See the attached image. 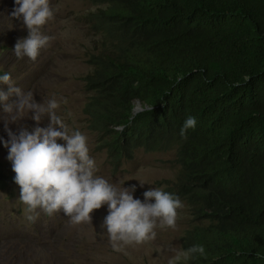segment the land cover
<instances>
[{"label":"trees","instance_id":"1","mask_svg":"<svg viewBox=\"0 0 264 264\" xmlns=\"http://www.w3.org/2000/svg\"><path fill=\"white\" fill-rule=\"evenodd\" d=\"M87 1L100 9L84 22L105 37L83 80L98 149L113 169L141 149L175 152L167 192L193 219L182 248L205 249L182 264H264V0ZM18 21L10 49L27 36ZM14 175L0 163V191Z\"/></svg>","mask_w":264,"mask_h":264},{"label":"rangeland","instance_id":"2","mask_svg":"<svg viewBox=\"0 0 264 264\" xmlns=\"http://www.w3.org/2000/svg\"><path fill=\"white\" fill-rule=\"evenodd\" d=\"M50 6L55 10V15L44 26L43 32L53 39L32 61L27 57L17 59L13 48L8 47L14 37L11 33L13 24H21L11 18L14 1L3 0L0 6V46L7 47L0 51L1 68L8 70L17 87L25 93L33 92L37 102L47 103L53 98L60 102L57 115L70 130H79L87 137L89 154L97 163L99 176L114 182L117 187L124 181L123 187L135 185L134 198L142 201L143 193L150 188L164 191L174 188L179 173L174 151L147 152L141 149L113 169L105 152L98 149L96 134L88 130L82 109L88 95L83 80L92 70L89 55L99 53V45L105 40L102 35L95 34L93 24L87 25L84 20L88 14L100 8L87 0H50ZM2 87L7 91L6 85ZM24 115L26 118L20 124L30 130L37 126L47 127L49 123L45 117L37 125L27 118V113ZM31 115L29 113V117ZM0 119H7V114L2 110ZM8 127L15 132L18 126L9 124ZM0 137L8 139L2 120ZM7 155L8 150L0 144V163L13 173ZM137 180L150 185L141 187ZM19 195L17 186L0 191V264H168L176 250L183 249L182 235L193 224L188 206L179 198L184 207L178 210L175 228H157L154 241L128 246L116 252L111 248L107 235H103L106 230L101 229L107 215V205L93 210L91 223L78 225L72 224L62 210L53 216L38 210L35 220L38 233L35 234L29 230L28 221L25 220L28 213L26 206L18 200ZM61 222L63 226L57 228ZM33 223H30V228Z\"/></svg>","mask_w":264,"mask_h":264},{"label":"clouds","instance_id":"3","mask_svg":"<svg viewBox=\"0 0 264 264\" xmlns=\"http://www.w3.org/2000/svg\"><path fill=\"white\" fill-rule=\"evenodd\" d=\"M54 15L50 0H14L11 18L21 20L28 32L14 46L17 59L27 57L35 61L40 51L49 45L53 38L44 34L43 28ZM5 85L7 91L2 87ZM59 107L60 102L55 98L47 103L37 102L33 92L25 93L15 85L10 73L0 74V110L7 114V119L0 120L4 122L8 137L7 140L0 137V144L8 150L6 158L15 174L13 181L20 189L18 200L26 206V218L34 222L38 210L48 216L62 210L74 225L91 223L93 210L107 205L101 229L106 230L103 235H107L116 252L154 241L157 228H175L178 210L184 207L181 200L155 187L143 193L142 201L134 198L135 185L123 187L124 181L117 187L99 176L97 163L89 154L87 137L79 130L69 129L57 115ZM25 113L37 125L47 117V127L37 126L30 130L20 124L26 118ZM29 113H32L30 117ZM9 124H17V131H12ZM196 125L195 117H187L181 127V136ZM138 182L141 187L150 185ZM204 253L202 245L179 249L168 264H182Z\"/></svg>","mask_w":264,"mask_h":264},{"label":"water","instance_id":"4","mask_svg":"<svg viewBox=\"0 0 264 264\" xmlns=\"http://www.w3.org/2000/svg\"><path fill=\"white\" fill-rule=\"evenodd\" d=\"M138 110H140V106H139V104H138V106H136V107L134 108V111H135V112L138 111Z\"/></svg>","mask_w":264,"mask_h":264}]
</instances>
